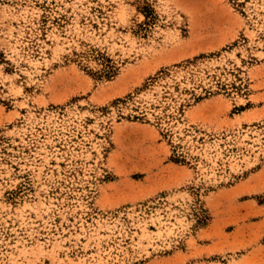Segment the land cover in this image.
Wrapping results in <instances>:
<instances>
[{"label": "rangeland", "instance_id": "obj_1", "mask_svg": "<svg viewBox=\"0 0 264 264\" xmlns=\"http://www.w3.org/2000/svg\"><path fill=\"white\" fill-rule=\"evenodd\" d=\"M0 264H264V0H0Z\"/></svg>", "mask_w": 264, "mask_h": 264}, {"label": "trees", "instance_id": "obj_2", "mask_svg": "<svg viewBox=\"0 0 264 264\" xmlns=\"http://www.w3.org/2000/svg\"><path fill=\"white\" fill-rule=\"evenodd\" d=\"M235 1V3L239 6V7H244V5L246 4V0H244L243 2L240 0H233ZM105 62V70L102 73L101 76L104 77H112L115 73V66L111 65L109 60L104 59ZM195 60H189L187 61V64H192ZM182 65H178V67H181ZM200 98H196L195 101H198ZM121 101V100H119ZM125 101V100H122ZM134 118L136 119H142L144 120V117H140V116H134ZM161 120V119H160ZM163 135L166 136V134L164 132H162ZM171 160L175 163L178 164H182V165H190L192 167H194V165L197 164L199 157L198 156H194L189 152V149H186V146L182 145L181 143H172V157Z\"/></svg>", "mask_w": 264, "mask_h": 264}]
</instances>
